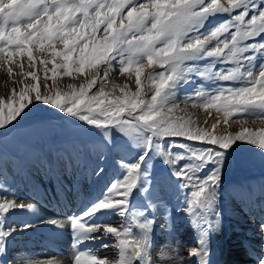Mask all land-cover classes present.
<instances>
[{"label":"snow or ice","instance_id":"1","mask_svg":"<svg viewBox=\"0 0 264 264\" xmlns=\"http://www.w3.org/2000/svg\"><path fill=\"white\" fill-rule=\"evenodd\" d=\"M261 4L264 0H0V66H7L10 76L13 67H18L22 76L36 82L24 84L18 92L13 89L7 103L0 99V128L20 117L34 102L42 101L96 128L114 127L139 149L135 162L122 165L126 172L123 178L112 183L102 198L70 218L76 249L73 264H152L155 220L149 219L147 213L156 205L150 196L143 210L132 203L134 192L146 196L151 192L145 166L152 152L170 165L180 182L178 187L190 190L185 197V211L201 225L214 212L220 166L227 150L242 140L264 149V130L253 132L242 127L234 135H214L207 129L192 127L190 120L172 115L178 107L177 90L196 76L231 85L222 83L207 93L197 91L199 103L193 99L194 107L223 112L225 124L230 117H251L264 122V42L256 39L264 34ZM222 14L229 18L205 30L210 18ZM101 30L103 35L98 36ZM34 52L44 56L39 64L43 66L45 89L49 87L48 80L58 74L77 73L85 77L84 82L78 90L68 85L71 91L63 96L59 91L55 96L42 94ZM25 57L33 70L24 71ZM57 58L62 62L57 63ZM201 61L205 62L203 67ZM49 63L51 69L47 67ZM215 65L221 67L215 69ZM156 66L161 70L155 71ZM117 68L130 81L134 76L135 91L125 84L120 89L122 95L109 98L113 94L105 91V84ZM142 74L144 80L151 82L150 99L140 98ZM97 85L99 91L89 95ZM220 123L218 120L211 127L216 129ZM181 139L218 146L219 150H196ZM166 141H170L166 144L168 151L164 150ZM177 147L185 149V154H174L172 149ZM185 160L188 162L181 163ZM209 164L217 166L210 175L201 177ZM32 207L15 199L0 202V248L16 231L5 230L7 215ZM104 211L114 212L122 223H94L93 217ZM28 227L25 224L21 230ZM261 229L264 230V223ZM109 237L114 243L105 242ZM96 241H101V248L116 249V258L100 257L97 250H80V245ZM206 255L203 247L188 252L189 257H201V264H206ZM168 258L166 250L157 254L159 264H168ZM178 264L185 262L181 258ZM259 264H264V258L259 259Z\"/></svg>","mask_w":264,"mask_h":264},{"label":"bare ground","instance_id":"2","mask_svg":"<svg viewBox=\"0 0 264 264\" xmlns=\"http://www.w3.org/2000/svg\"><path fill=\"white\" fill-rule=\"evenodd\" d=\"M36 56L40 90H51L54 81L48 80L49 87H43V66L39 64L41 55ZM31 70L33 69L29 67L25 57L24 71ZM114 74L115 72L110 73L105 89L115 90L113 85L120 83L117 78H112ZM22 80L24 83H21ZM129 81V77L124 78V82ZM32 83L36 82L30 77L22 76L18 67H13L10 76L7 66H0V99H7L13 94V89L18 92L24 84ZM97 87L99 89V85ZM29 95L34 96V93ZM187 106L181 110L193 113L194 109L190 110ZM185 116L183 118L188 120L189 117ZM223 119L224 115L221 113L204 111L197 119L196 126L193 124L192 127L207 129L214 135H234L242 127H248L253 132L257 129L264 130V122L259 119L242 121L233 118L227 124L223 123ZM218 120L221 123L213 129L212 124ZM184 141L194 145L197 143L198 146L209 145ZM34 146L35 149L27 156L12 153L0 155V179L4 178L0 186V202L15 199L17 203L33 206L32 209L17 210L7 215L5 230L15 228L16 231L6 238L5 246L0 248V264H73L76 249L73 247L74 233L70 218L73 213L78 214L85 206L102 198L112 183L122 179L126 173L121 172V166L135 162L134 157L139 150L123 142L115 143L106 137L102 140L82 137L73 144H59L44 138L34 142ZM59 146L63 149L57 153L59 157H54ZM166 148L165 145L164 150L168 151ZM256 151L264 152V149ZM45 157L49 164L43 167ZM249 157L246 152L229 154L228 170L221 167L214 212L205 217L201 225L185 211V197L190 194V190L178 187L180 182L173 176L167 163L154 182L150 183L151 192L147 196L139 191L134 192L132 203L140 210L147 204L149 196L156 205L147 213L149 219L155 220L152 231V264H159L157 254L162 250L169 252L168 264H178L181 258L185 264H201V257L188 256L192 248L200 247L207 253L204 257L206 264L211 261L212 253L221 264H259V259L264 258V230L261 229V224L264 223V170L252 168ZM234 165L242 169L236 176L231 169ZM210 174L211 171H204V175L200 176L207 177ZM55 188L59 191L51 196ZM52 221L56 223L53 224ZM93 222H111L119 226L122 218L114 212L104 211L97 213ZM25 224L30 227L21 230ZM133 230L138 231L135 226ZM105 242L112 244L114 240L109 237ZM79 247L82 251L97 250L100 257H108L110 260L117 256L116 249L101 248V241L85 243ZM176 253L179 254L178 257Z\"/></svg>","mask_w":264,"mask_h":264},{"label":"rangeland","instance_id":"3","mask_svg":"<svg viewBox=\"0 0 264 264\" xmlns=\"http://www.w3.org/2000/svg\"><path fill=\"white\" fill-rule=\"evenodd\" d=\"M143 2V0H142ZM223 2V0H222ZM261 7H264V4L260 5ZM227 14L217 15L215 17H212L208 20L205 30L211 29L214 26H218V24L226 19H228ZM250 18V15L249 17ZM98 36H102L103 32L102 30L98 32ZM259 42H264V34L256 38ZM57 47H62L61 45H57ZM40 53H35L34 55ZM40 58H44V56L41 55ZM47 58L51 60L50 55H47ZM62 61L57 58V63H61ZM204 61L200 62V66L203 67ZM227 66V65H226ZM49 69H51L52 64L49 63L47 65ZM221 65H215V69H219ZM161 69L156 66L155 71H160ZM86 71L88 69L86 68ZM145 73L149 71V69L145 68ZM58 72H63V69H59ZM44 73V72H43ZM48 75L51 77V72L48 73ZM80 74L73 73L72 76H61L57 75L55 77H52L49 80L56 81L54 86L50 88L51 90L41 91L42 94H51L52 96H55L56 92L59 91L61 95L63 96L64 93L71 91V89L68 88V85H74L76 90L79 89V85L84 82L85 77L81 75V78L79 77ZM114 78H117L120 83L118 84L119 87H115V90H107L106 92H111L114 96L122 95L120 89L125 84H128L129 88L132 92L135 91V83H134V76L129 83L124 82V78H128L127 74H120L117 68V71H115V74L113 75ZM90 78V77H89ZM191 82L187 84H182L180 88L177 90L176 96V104L178 107L174 109V112L172 115L177 117H183L185 118L189 117L188 120L192 122V125L197 123V119L201 117V114L206 112H217L214 108L206 109L200 106H193V99L197 100V103H199V99L195 97V93L197 91L202 92H210L213 89L217 88L222 83L225 85H231V82H220V81H208L204 80L203 78L193 76L190 78ZM150 81L144 80L143 74H142V95L140 98L143 99H150L151 91L149 90ZM121 84V85H120ZM240 86V85H236ZM118 88V90L116 89ZM127 91V89H125ZM96 91H99L98 87H94L92 90H90L89 95L95 94ZM30 96V95H29ZM32 97V96H30ZM191 98V99H190ZM187 101V102H185ZM5 103L8 102V98L4 100ZM15 103V102H14ZM188 105V106H187ZM188 107L190 110L194 109L193 113H189L187 110L186 112L183 109L184 107ZM198 115H196V113ZM4 113H7V108L4 109ZM224 115L223 112H218ZM74 118V120H72ZM76 118V119H75ZM233 118H237L238 120H253L256 118L251 117H230L229 121ZM77 117H72L64 112L56 109L55 107L51 105H46L42 101L41 102H34L25 110V112L18 117L16 120H13L9 125L0 128V155L1 153H12V154H18L21 156H27L30 154V151L35 149L34 142L38 141L39 139L47 138L50 141H57L59 144L61 143H76L78 142L82 137H86V139H99L102 140L105 137L108 139H111L112 141L116 142H123L127 144L129 147H132L134 149H138L133 141L126 136L124 133L119 131L118 129L111 127L107 129H100L96 128L94 126L88 125L85 121L80 120ZM258 120V119H257ZM79 121V122H78ZM82 121V122H81ZM84 122V123H83ZM84 124V125H83ZM191 125V126H192ZM170 141L165 142V145L169 143ZM182 143L190 145L192 148L199 150L201 148H209L212 146L209 145H202L198 146L196 143L195 145L193 143L185 142L183 139H181ZM245 142V143H244ZM193 144V145H191ZM62 146H59L58 149L55 150V156L59 157V154L62 151ZM217 150H219L218 147H216ZM61 149V150H60ZM167 149V148H166ZM259 149L257 145H253L247 142V140L244 141H238V143L235 142V144L226 152V155L224 157L223 163L220 167L224 170H228L229 165V154L231 152H237V153H248L249 154V160L252 164V168L259 170H264V152L263 151H256ZM139 150V149H138ZM231 151V152H230ZM72 150L69 151L71 153ZM172 152L174 154H185L186 150L182 148H174L172 149ZM229 153V154H228ZM190 155V154H188ZM50 157V156H49ZM52 158V157H51ZM48 158H44L43 167L45 165L49 164ZM247 162V160H245ZM188 161H182L181 163H187ZM166 163L164 160V157L160 156L157 152H152L150 154V158L147 161L146 168L149 173V182H154V179L157 175H159L165 168ZM214 166H217L215 164H209L206 168L203 169V171L200 174L204 175V171H211L215 168ZM225 166V167H224ZM214 167V168H213ZM212 169V170H211ZM233 171V174L236 176L241 173L242 169H239L237 165H234L231 167ZM121 172L125 174V170L121 166ZM202 175V176H203ZM4 182V178L0 179V186H2ZM56 190V191H55ZM51 196L55 195L57 191H59L58 188H55L53 190Z\"/></svg>","mask_w":264,"mask_h":264}]
</instances>
